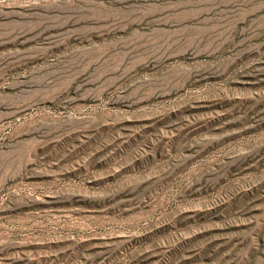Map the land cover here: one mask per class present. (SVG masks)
Listing matches in <instances>:
<instances>
[{
    "label": "rangeland",
    "instance_id": "rangeland-1",
    "mask_svg": "<svg viewBox=\"0 0 264 264\" xmlns=\"http://www.w3.org/2000/svg\"><path fill=\"white\" fill-rule=\"evenodd\" d=\"M0 264H264V0H0Z\"/></svg>",
    "mask_w": 264,
    "mask_h": 264
}]
</instances>
